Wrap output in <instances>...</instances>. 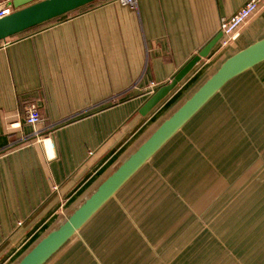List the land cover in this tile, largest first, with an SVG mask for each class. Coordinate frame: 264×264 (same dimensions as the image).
<instances>
[{
    "label": "crops",
    "instance_id": "obj_1",
    "mask_svg": "<svg viewBox=\"0 0 264 264\" xmlns=\"http://www.w3.org/2000/svg\"><path fill=\"white\" fill-rule=\"evenodd\" d=\"M246 1L100 0L0 42V264H16L227 58L264 38L263 6L140 113ZM32 103L36 129L24 123ZM44 264H264V61L228 81Z\"/></svg>",
    "mask_w": 264,
    "mask_h": 264
},
{
    "label": "water",
    "instance_id": "obj_2",
    "mask_svg": "<svg viewBox=\"0 0 264 264\" xmlns=\"http://www.w3.org/2000/svg\"><path fill=\"white\" fill-rule=\"evenodd\" d=\"M100 0H13V12L0 18V42ZM220 35L146 100L142 115L156 106L205 58ZM264 61V38L227 58L216 72L107 177L56 229L40 239L16 264H44L56 253L150 158L231 79Z\"/></svg>",
    "mask_w": 264,
    "mask_h": 264
},
{
    "label": "built area",
    "instance_id": "obj_3",
    "mask_svg": "<svg viewBox=\"0 0 264 264\" xmlns=\"http://www.w3.org/2000/svg\"><path fill=\"white\" fill-rule=\"evenodd\" d=\"M118 2L130 7H135V0H117ZM264 6V0H247L246 3L229 19L220 21V33L223 45L238 37L239 29L250 19L261 7ZM13 12L9 4L0 5V18L10 15ZM7 45V44H6ZM25 125L35 129L41 123V117L38 107L35 104H28L24 109Z\"/></svg>",
    "mask_w": 264,
    "mask_h": 264
},
{
    "label": "trees",
    "instance_id": "obj_4",
    "mask_svg": "<svg viewBox=\"0 0 264 264\" xmlns=\"http://www.w3.org/2000/svg\"><path fill=\"white\" fill-rule=\"evenodd\" d=\"M95 3H96V2H95ZM95 3H92V4H95ZM92 4L87 5V6H85V7L91 6ZM61 17H63V16H61ZM61 17H59V18H61ZM57 19H58V18H57ZM54 20H56V19H54ZM54 20H52V21H54ZM52 21H50V22H52ZM50 22H47V23H50ZM47 23H45V24H47ZM45 24H42V25H45ZM42 25H40V26H42ZM37 27H39V26H37ZM37 27L32 28V29H29V30H27V31H25V32H23V33H21V34L27 33V32H29V31H31V30H33V29H36ZM19 35H20V34H19Z\"/></svg>",
    "mask_w": 264,
    "mask_h": 264
},
{
    "label": "rangeland",
    "instance_id": "obj_5",
    "mask_svg": "<svg viewBox=\"0 0 264 264\" xmlns=\"http://www.w3.org/2000/svg\"><path fill=\"white\" fill-rule=\"evenodd\" d=\"M36 129V128H35ZM150 168V167H149Z\"/></svg>",
    "mask_w": 264,
    "mask_h": 264
}]
</instances>
